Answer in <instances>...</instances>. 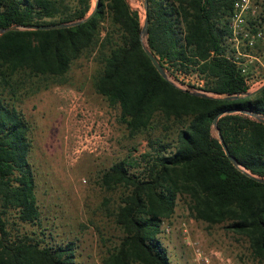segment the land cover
<instances>
[{"label": "trees", "instance_id": "1", "mask_svg": "<svg viewBox=\"0 0 264 264\" xmlns=\"http://www.w3.org/2000/svg\"><path fill=\"white\" fill-rule=\"evenodd\" d=\"M234 1L144 0L142 36L127 0H97L90 13L91 0H0V264H78L73 241L55 243L43 230H23L42 224L31 125L20 106L65 83L73 61L97 46L103 67L96 91L119 105L129 134L146 141L138 157L129 153L101 173L105 188H124L113 213L122 236L103 264H171L158 235L180 197L191 217L224 224L264 264V182L258 180L264 178V87L245 96V76L229 58ZM249 23L264 32V9ZM143 38L167 74L196 72L212 95L163 77Z\"/></svg>", "mask_w": 264, "mask_h": 264}, {"label": "rangeland", "instance_id": "2", "mask_svg": "<svg viewBox=\"0 0 264 264\" xmlns=\"http://www.w3.org/2000/svg\"><path fill=\"white\" fill-rule=\"evenodd\" d=\"M96 1L91 0L89 13ZM127 1L137 11L143 26L144 0ZM252 1L256 10H246L244 17L249 30L254 32L258 29L249 22L263 11L264 0ZM143 41L146 44L145 38ZM230 47L234 48L231 43ZM100 49L97 46L89 56L73 61L65 83L39 91L20 106L31 125L30 160L35 170L42 224L23 225V230H35L38 234L43 230L46 239L55 243L73 241L78 264H103V258L119 243L122 231L114 222L113 213L124 188L107 189L100 176L129 153L138 157L146 145L142 135L129 134L119 105L109 104L95 89L94 82L103 67ZM239 50L258 56V60L249 63V71L264 78V40H257L251 50L244 45ZM166 75L180 88L202 92L196 86L197 77L192 78L194 83L186 85L175 75ZM175 130L173 125L169 130L171 138H175ZM212 133L217 135L214 127ZM160 228L158 236L166 246L171 264H197L193 242L203 250L220 249L238 264H260L250 254L245 238L224 224L209 226L191 217L186 198L177 200L173 214L163 220Z\"/></svg>", "mask_w": 264, "mask_h": 264}, {"label": "built area", "instance_id": "3", "mask_svg": "<svg viewBox=\"0 0 264 264\" xmlns=\"http://www.w3.org/2000/svg\"><path fill=\"white\" fill-rule=\"evenodd\" d=\"M258 1L260 2L261 0ZM246 10H251L253 13L255 12L256 8L252 0L234 1L233 11L228 24L229 37L227 41L234 46L233 56L229 58L233 63L236 64V66H239L241 72L245 76V84L248 87V91H252L257 90L264 84V78L262 76L249 71V63L253 62L254 60H258V56H256V54L241 52L239 47L244 45L250 50L253 49L257 40H264V32L261 29L255 30L254 32L249 30L244 17V12ZM240 58H244V60L239 61ZM178 76L179 80L182 83H186V85H188L187 83H194V80H192L193 77L199 78L198 83H196V86L200 89L199 91H202V93L208 95H212L210 92H207L203 89L204 79L196 72L190 74L181 73ZM166 231H168V229H166ZM191 246L194 252V260L197 262V264H238L234 259L224 254V252L220 249L210 247L206 250H203L197 242H193Z\"/></svg>", "mask_w": 264, "mask_h": 264}, {"label": "water", "instance_id": "4", "mask_svg": "<svg viewBox=\"0 0 264 264\" xmlns=\"http://www.w3.org/2000/svg\"><path fill=\"white\" fill-rule=\"evenodd\" d=\"M96 6H97V3H96ZM95 6V7H96ZM80 21V20H79ZM79 21H74V22H58V23H51V24H43V25H39V26H36L35 28L36 29H55V28H61V27H66V26H71V25H74L76 23H78ZM147 27H148V17H147V14L145 15V21H144V24L142 26V29H141V35L142 36H145L147 34ZM5 31V30H3ZM144 46V49H145V52L146 54L149 56L151 62L153 63V65L156 67V69L158 70V72L163 76V77H167L166 75V72H165V69L163 68V66L161 65V63L159 62L158 58L153 54V52H151L149 50V48L147 47L146 44H143ZM264 87V84L258 88L257 90L253 91V92H246L244 95L245 96H253L255 95L256 93H258L262 88ZM193 93H196V94H202V93H198V92H193ZM217 118L218 117H215L214 120H213V126L215 127L216 126V122H217ZM217 130V129H216ZM218 131V130H217ZM218 134V137L220 138L221 140V143H222V146H223V149L224 151L226 152V154L231 158V160L233 162H235V159L233 157H231L230 153H229V150L226 146V144L224 143L222 137L220 136L219 133ZM259 181H262L264 182V178H258Z\"/></svg>", "mask_w": 264, "mask_h": 264}]
</instances>
